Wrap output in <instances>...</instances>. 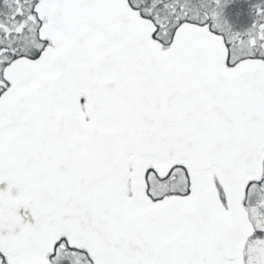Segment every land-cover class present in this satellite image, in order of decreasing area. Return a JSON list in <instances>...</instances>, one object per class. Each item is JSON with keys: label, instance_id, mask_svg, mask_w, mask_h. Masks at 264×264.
Here are the masks:
<instances>
[{"label": "snow or ice", "instance_id": "1", "mask_svg": "<svg viewBox=\"0 0 264 264\" xmlns=\"http://www.w3.org/2000/svg\"><path fill=\"white\" fill-rule=\"evenodd\" d=\"M0 264H264V0H0Z\"/></svg>", "mask_w": 264, "mask_h": 264}]
</instances>
